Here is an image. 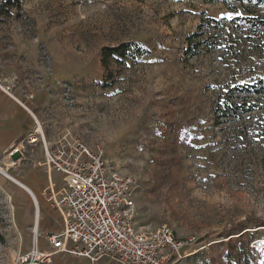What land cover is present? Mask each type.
Returning <instances> with one entry per match:
<instances>
[{
    "label": "rangeland",
    "instance_id": "obj_1",
    "mask_svg": "<svg viewBox=\"0 0 264 264\" xmlns=\"http://www.w3.org/2000/svg\"><path fill=\"white\" fill-rule=\"evenodd\" d=\"M11 1L0 15V90L23 109L28 132L40 123L52 145L81 141L103 154L111 173L130 176L137 229L168 224L188 242L191 254L177 264H233L239 234L225 230L240 221H246L245 247L248 243L253 263L260 264L264 5L248 0ZM123 43L136 46L127 57L110 58L106 67L103 49ZM251 85L252 92H240ZM258 88L261 94L254 92ZM224 99L239 107L219 116ZM23 145L2 157L0 166L14 175L35 174L42 182L46 174L38 175L32 166L48 173L41 163L44 154ZM14 183L0 171V264H35L19 255L36 246L50 249L46 231L42 223L35 225L33 200L30 220H18ZM58 255L51 264H117L57 260Z\"/></svg>",
    "mask_w": 264,
    "mask_h": 264
},
{
    "label": "built area",
    "instance_id": "obj_2",
    "mask_svg": "<svg viewBox=\"0 0 264 264\" xmlns=\"http://www.w3.org/2000/svg\"><path fill=\"white\" fill-rule=\"evenodd\" d=\"M38 126L26 142L41 141L49 170L63 175L66 185L52 198L63 214L64 229L47 235L50 249L36 246L20 254L22 262L51 264L53 255L66 254L91 263L109 257L118 264H177L191 254L188 242L180 240L168 224L150 231L137 229L130 176L111 173L103 154L81 141L75 146L52 145ZM18 150L16 146L12 151Z\"/></svg>",
    "mask_w": 264,
    "mask_h": 264
},
{
    "label": "crops",
    "instance_id": "obj_3",
    "mask_svg": "<svg viewBox=\"0 0 264 264\" xmlns=\"http://www.w3.org/2000/svg\"><path fill=\"white\" fill-rule=\"evenodd\" d=\"M16 104L17 103L14 102L11 97L0 90V161L2 157L5 159L10 157L13 147L21 146L20 150L21 148L25 149L23 143L26 142V137L29 135V133H31V131L28 132V129H31L28 125L29 123H26L29 119H25V117H23V109ZM26 144L27 146L31 147L32 151L36 152V155L38 153L44 154V161L41 163L46 165L45 148L43 143L38 141L32 144L26 142ZM32 167L38 171L40 170L38 175L46 174L42 182L38 180L37 175L35 174L28 177L22 176L19 173L14 175L1 167L4 171H7L14 178L24 184L21 186L17 183H14L15 185L13 187V195L17 204L19 205V210L17 211L18 220L20 222H27L30 220V210L32 207L31 203L33 200L36 211L39 215L38 223H40L39 225H41V223L44 225L43 231H46V236L50 233L61 232L64 229L63 214L54 206L52 197L55 196L56 193L66 185L63 175L56 171H50L49 169L47 173L46 167H35L34 165ZM48 248H51V246L49 245ZM56 257L57 260H59L61 257H65L67 260L78 259L90 262L86 258L73 255L59 254ZM105 259L110 261L111 258H103V260Z\"/></svg>",
    "mask_w": 264,
    "mask_h": 264
},
{
    "label": "trees",
    "instance_id": "obj_4",
    "mask_svg": "<svg viewBox=\"0 0 264 264\" xmlns=\"http://www.w3.org/2000/svg\"><path fill=\"white\" fill-rule=\"evenodd\" d=\"M248 1H255V2H257V4L264 5V0H248ZM8 4L12 5V1L8 0L0 6V15H3L2 9L5 8L6 5H8ZM133 46H136V45L131 44V43H123V44L116 46V47H105L103 49V63H104V65L106 67L108 66V62H109L110 58L127 57L129 55L130 51L132 50ZM135 50H136V52H138V54H142V52H143L142 49L138 46L135 47ZM252 87H253V85L242 86V87H240V92L250 93V92H252ZM262 90L263 89L258 88L254 92L261 94ZM244 105L245 104H240V106H242V107ZM238 107H239L238 103L230 101L229 99H224L223 101H221L219 103V106L217 107L218 115L219 116H226L229 113V111H233L234 109L237 110ZM248 110H250V109H248ZM245 229H247L246 221H240V222L234 223V225L232 227L225 230V233L228 235L239 234V239H238L239 245L237 247V250L234 252V254L232 256V260H231V261H233V264H254L253 258H252L253 256L248 253V250H250L251 247H249L248 243H247V247H245V243L243 241ZM260 264H264V254L262 256Z\"/></svg>",
    "mask_w": 264,
    "mask_h": 264
},
{
    "label": "bare ground",
    "instance_id": "obj_5",
    "mask_svg": "<svg viewBox=\"0 0 264 264\" xmlns=\"http://www.w3.org/2000/svg\"><path fill=\"white\" fill-rule=\"evenodd\" d=\"M38 132L40 133H44V130L42 128V126H39V129H38ZM45 134V133H44ZM0 171L2 173H4L8 178L12 179L13 181L17 182L18 184H20L21 186H23L24 184L21 183L19 180H17L16 178H14L12 175H9L8 173H6L1 167H0ZM25 187V186H24ZM36 202V201H35ZM38 220H39V217L38 215L36 216V222H35V225L37 226L38 225ZM35 226V229L37 230V227ZM36 264V263H35Z\"/></svg>",
    "mask_w": 264,
    "mask_h": 264
},
{
    "label": "snow or ice",
    "instance_id": "obj_6",
    "mask_svg": "<svg viewBox=\"0 0 264 264\" xmlns=\"http://www.w3.org/2000/svg\"><path fill=\"white\" fill-rule=\"evenodd\" d=\"M237 15H239V13H237ZM226 18L227 19H232V15L231 14H228Z\"/></svg>",
    "mask_w": 264,
    "mask_h": 264
}]
</instances>
